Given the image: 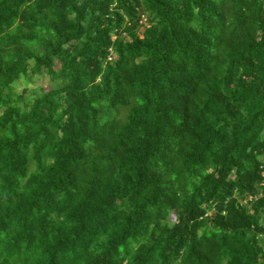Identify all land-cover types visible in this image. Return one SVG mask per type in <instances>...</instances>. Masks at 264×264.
<instances>
[{"label": "trees", "instance_id": "1", "mask_svg": "<svg viewBox=\"0 0 264 264\" xmlns=\"http://www.w3.org/2000/svg\"><path fill=\"white\" fill-rule=\"evenodd\" d=\"M0 264H264V0H0Z\"/></svg>", "mask_w": 264, "mask_h": 264}, {"label": "rangeland", "instance_id": "2", "mask_svg": "<svg viewBox=\"0 0 264 264\" xmlns=\"http://www.w3.org/2000/svg\"><path fill=\"white\" fill-rule=\"evenodd\" d=\"M46 81V80H45ZM52 85V84H51Z\"/></svg>", "mask_w": 264, "mask_h": 264}]
</instances>
